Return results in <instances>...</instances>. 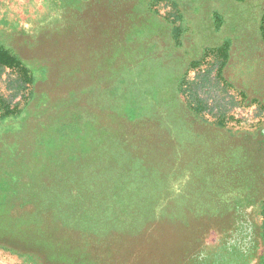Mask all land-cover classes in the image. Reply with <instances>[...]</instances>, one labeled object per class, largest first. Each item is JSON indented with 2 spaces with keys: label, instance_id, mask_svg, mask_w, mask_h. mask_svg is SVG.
Returning <instances> with one entry per match:
<instances>
[{
  "label": "rangeland",
  "instance_id": "374dc122",
  "mask_svg": "<svg viewBox=\"0 0 264 264\" xmlns=\"http://www.w3.org/2000/svg\"><path fill=\"white\" fill-rule=\"evenodd\" d=\"M43 1L0 0V44H9L10 27L49 15ZM86 2L95 4L77 6L84 10L82 26H70L69 51L56 63L67 90L57 96L41 85L49 77L40 62L28 63L31 84H23L18 69L3 70L0 193L16 191L12 199L47 208L40 216L46 242L76 247L79 234L100 255L92 264H178L189 238L200 236L195 209L206 177L195 168L209 137L184 128L175 104L192 109L196 124L220 123L232 132L264 125V113L243 105L217 80L210 58H202L210 40L207 19L222 0H179L173 10L172 0ZM99 12L104 21L96 20ZM244 12L238 9L240 23ZM162 31L171 36L166 46ZM51 34L32 42L37 52L60 50L57 31ZM192 45L200 56L187 63L181 90L168 66L176 55L195 58ZM7 109L20 115L8 116ZM24 173L30 176L25 184ZM50 176L60 179L49 186ZM54 223L62 228L56 231ZM0 264L27 262L0 249Z\"/></svg>",
  "mask_w": 264,
  "mask_h": 264
},
{
  "label": "flooded vegetation",
  "instance_id": "af4514ba",
  "mask_svg": "<svg viewBox=\"0 0 264 264\" xmlns=\"http://www.w3.org/2000/svg\"><path fill=\"white\" fill-rule=\"evenodd\" d=\"M172 1L173 10L178 7L179 0ZM240 8L247 15L242 23L237 20ZM83 11V8L74 9L68 12V16L78 24L80 21L83 23ZM213 13L215 15L207 19L210 40L203 45L206 53L204 51L202 58H210L215 65L217 80L224 81L243 105L261 115L264 113V0H222ZM103 15V12H99L97 19L92 18L104 21ZM143 16L150 25V17L146 14ZM57 20V17L55 20L49 19L47 15L43 19L21 21L18 27H10L7 31L9 44L6 46L27 67L28 63L36 62L44 64L43 67L46 65L45 77H49V80L45 78L41 85L59 96L69 88L64 76L61 78L58 65L63 53L69 51L65 48L70 40L66 33L71 27L64 28L62 23L59 26L53 24ZM78 30H75L76 33ZM51 31H57L56 36L62 45L55 56H50L52 50L48 55L37 52L32 44L39 38L54 37ZM158 36L163 37L161 41L165 46L168 45L171 38L168 33L162 31ZM136 49L143 58L138 44ZM193 56L195 58L186 60L184 56L176 55L168 66L172 67V71H168L172 83L176 85L179 82L181 90L190 73V64L187 63L200 56L194 46ZM173 98L181 99L177 93L173 94ZM174 109L184 128L191 127V131H200L209 137L202 147V163L200 160L196 162L195 168L206 177L201 183V198L195 209L196 217L201 220L200 236L189 238L185 254L178 264H246L259 240L264 247V125L253 131L232 132L220 123H207V126L196 124L192 109L185 110L178 104ZM25 201L11 197L0 199L2 251L17 255L27 264H92L97 256L100 261V255L92 251L90 244L81 240L79 234L74 236L76 247L64 249L60 244L46 242L48 227L40 216L43 212L45 216L48 209L40 207L34 210L32 201ZM38 210L43 212L38 213ZM36 212L39 218L34 221L32 216ZM52 226L56 231L62 228L55 223ZM263 255L264 248L260 264Z\"/></svg>",
  "mask_w": 264,
  "mask_h": 264
},
{
  "label": "trees",
  "instance_id": "16d2710c",
  "mask_svg": "<svg viewBox=\"0 0 264 264\" xmlns=\"http://www.w3.org/2000/svg\"><path fill=\"white\" fill-rule=\"evenodd\" d=\"M86 1L89 0H46L51 10L50 14L48 15L49 19L53 18L55 20L57 17L58 20L55 21L53 24L57 25V23L59 24L60 22H63L62 24L64 28H69L70 26L82 24V21H80V23L78 24V21H75L72 17L68 16V12L76 9L77 6L83 2L86 3L85 4L86 7L91 4H94V3H87ZM160 1H164V0H160ZM44 2L45 1H43V3ZM4 68L18 69L19 73L21 74L22 77L21 81L23 82V84H29V83L31 84V81H33L34 79L33 71L30 70L23 63V61H21L18 57H16L13 51L9 47H7L4 44H0V77L3 73ZM5 114L8 116L12 115L18 117L20 115V112L15 109H7V112ZM0 121L2 122L3 119H0ZM23 175L24 176L21 177L22 178L21 181L23 180L22 182L23 184H25L27 183V179L30 178V176L25 173ZM59 179L60 176H50L47 179V184H49V186H52ZM49 190L51 191V193L52 190L55 191L54 189H49ZM16 193L19 192L15 191V193H11L4 191L3 193H0V199L1 198L6 199L10 197L12 198V196H15ZM262 264H264V255L262 259Z\"/></svg>",
  "mask_w": 264,
  "mask_h": 264
},
{
  "label": "water",
  "instance_id": "95a60500",
  "mask_svg": "<svg viewBox=\"0 0 264 264\" xmlns=\"http://www.w3.org/2000/svg\"><path fill=\"white\" fill-rule=\"evenodd\" d=\"M258 245L255 247V249L251 253V258L247 261L246 264H260L261 257H262V250H263V244H261V240L258 241Z\"/></svg>",
  "mask_w": 264,
  "mask_h": 264
}]
</instances>
